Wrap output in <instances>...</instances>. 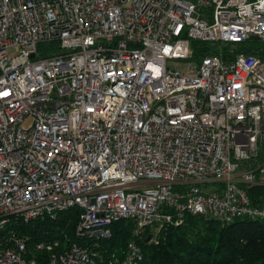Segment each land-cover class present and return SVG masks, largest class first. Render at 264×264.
I'll return each instance as SVG.
<instances>
[{
  "label": "built area",
  "instance_id": "obj_1",
  "mask_svg": "<svg viewBox=\"0 0 264 264\" xmlns=\"http://www.w3.org/2000/svg\"><path fill=\"white\" fill-rule=\"evenodd\" d=\"M193 41H264V0H0V264H137L159 221L264 220V50ZM71 209L86 240L132 220L121 257L13 228Z\"/></svg>",
  "mask_w": 264,
  "mask_h": 264
},
{
  "label": "trees",
  "instance_id": "obj_2",
  "mask_svg": "<svg viewBox=\"0 0 264 264\" xmlns=\"http://www.w3.org/2000/svg\"><path fill=\"white\" fill-rule=\"evenodd\" d=\"M192 48L196 59L207 49L224 57L228 53L227 46L216 49L198 41L192 42ZM233 48L235 53H253L258 49L249 42L238 43ZM256 53L264 58L263 51ZM248 195L253 204H264V185L249 188ZM78 214V209H71L59 213L55 219L40 217L27 223L16 222L13 228L19 235L29 236L28 248L38 240L57 239L60 247L76 242L98 250L104 257L112 252L121 257L125 243L132 239L133 221L114 222L107 239L86 240L74 233ZM148 229L137 240L143 253L137 264H264V220L240 217L221 223L213 217L187 213L181 224L162 229L154 242L146 241Z\"/></svg>",
  "mask_w": 264,
  "mask_h": 264
},
{
  "label": "rangeland",
  "instance_id": "obj_3",
  "mask_svg": "<svg viewBox=\"0 0 264 264\" xmlns=\"http://www.w3.org/2000/svg\"><path fill=\"white\" fill-rule=\"evenodd\" d=\"M55 44L56 43H54V42L39 44L37 46L38 52L44 55L45 50H51V49H53ZM206 44L208 45V43H206ZM252 44H253L254 47H257L258 49L261 48V49L264 50V41H256V42H252ZM227 49L228 50L232 49L234 51V48L233 47H230V46L227 47ZM175 62H177V61H175ZM184 186L185 185H182L181 188L184 189ZM200 186H201V188H205V186H203L202 184H200ZM204 190H205V192H211V191H214L215 190V187L213 185H207L206 186V189H204ZM168 226L169 225H167L165 223H162L161 221H159L157 223L156 229H158L159 227H161V228L158 231H156V230L154 231L153 230V232H154V241H157V238H158V235L160 234V231H162V229H166ZM149 229H152V228H149ZM126 246H127V244H126Z\"/></svg>",
  "mask_w": 264,
  "mask_h": 264
},
{
  "label": "water",
  "instance_id": "obj_4",
  "mask_svg": "<svg viewBox=\"0 0 264 264\" xmlns=\"http://www.w3.org/2000/svg\"><path fill=\"white\" fill-rule=\"evenodd\" d=\"M33 56V55H32ZM151 238V234H148L147 237H146V241H149Z\"/></svg>",
  "mask_w": 264,
  "mask_h": 264
}]
</instances>
